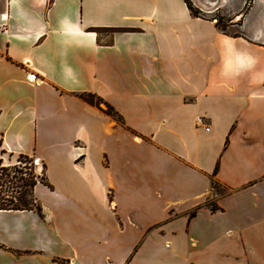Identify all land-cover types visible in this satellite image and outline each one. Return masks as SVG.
I'll use <instances>...</instances> for the list:
<instances>
[{"label":"crops","instance_id":"obj_1","mask_svg":"<svg viewBox=\"0 0 264 264\" xmlns=\"http://www.w3.org/2000/svg\"><path fill=\"white\" fill-rule=\"evenodd\" d=\"M19 154L41 215L0 209V264H264V35L185 0H0V159Z\"/></svg>","mask_w":264,"mask_h":264},{"label":"rangeland","instance_id":"obj_2","mask_svg":"<svg viewBox=\"0 0 264 264\" xmlns=\"http://www.w3.org/2000/svg\"><path fill=\"white\" fill-rule=\"evenodd\" d=\"M187 2L193 10L198 11L199 16L219 19L220 25L229 33L249 35L252 30H258L264 35V0H222V2L187 0ZM218 4L220 6L214 9ZM0 167L5 168L2 177L0 175L2 188L19 184L20 177L35 179L34 177L37 176L39 180L44 177L43 166L37 161L34 162L32 158L29 161L19 159L18 156H6ZM219 185V190H225Z\"/></svg>","mask_w":264,"mask_h":264},{"label":"trees","instance_id":"obj_3","mask_svg":"<svg viewBox=\"0 0 264 264\" xmlns=\"http://www.w3.org/2000/svg\"><path fill=\"white\" fill-rule=\"evenodd\" d=\"M188 8L190 9L191 13L195 16H199L198 11L193 10L190 6V4L187 2V0H185ZM215 25L217 28H219L221 31H223L224 33H229L225 30V28H223L220 25V20L219 19H215ZM232 35H239L237 33H229ZM79 97H81L83 100L97 105L99 106L100 103H103L105 108L103 109L105 113L115 117L118 121H121L119 116L116 114V112L113 110V108L107 104L106 102H103V100L101 98H99L98 96H95L92 93H79L78 94ZM19 159L22 160H29L31 161V157L27 156V155H23V154H19L18 155ZM2 161L0 159V165H1ZM44 169V167H43ZM5 170V168L0 167V175L2 177V172ZM217 171V164L214 167L213 170V175L216 173ZM6 174V173H5ZM6 176H8V174H6ZM18 180H20L21 182L19 184L16 185H11L8 186V188H2V184L0 182V209H34L37 213H39L41 215V207L40 205L35 201V198L33 196V187L36 183V180L33 178H18ZM40 182H45V176L43 177L42 180H39ZM211 186L217 191V192H221V190L218 189V184L217 182L211 178ZM205 205L211 210V211H215L217 209H219V207L210 200H207L205 202ZM194 210H192L190 212V216L194 215ZM63 262H67L62 260Z\"/></svg>","mask_w":264,"mask_h":264},{"label":"built area","instance_id":"obj_4","mask_svg":"<svg viewBox=\"0 0 264 264\" xmlns=\"http://www.w3.org/2000/svg\"><path fill=\"white\" fill-rule=\"evenodd\" d=\"M31 77L33 78V76H31ZM198 122H201V119L200 118H198ZM205 129L208 130V127H205ZM33 161L36 162L37 160H33ZM34 178H35L36 182L39 181V179L37 178V176H35Z\"/></svg>","mask_w":264,"mask_h":264},{"label":"water","instance_id":"obj_5","mask_svg":"<svg viewBox=\"0 0 264 264\" xmlns=\"http://www.w3.org/2000/svg\"><path fill=\"white\" fill-rule=\"evenodd\" d=\"M220 2H222V0H220ZM219 6H220V4L214 6V9L217 8V7H219Z\"/></svg>","mask_w":264,"mask_h":264}]
</instances>
